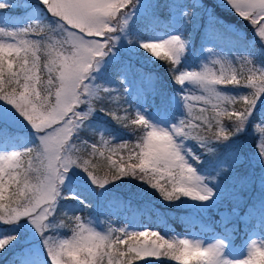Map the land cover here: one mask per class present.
Masks as SVG:
<instances>
[{"label":"snow or ice","instance_id":"1","mask_svg":"<svg viewBox=\"0 0 264 264\" xmlns=\"http://www.w3.org/2000/svg\"><path fill=\"white\" fill-rule=\"evenodd\" d=\"M26 3L0 0L7 264H264V0H221L252 40L202 18L200 0ZM19 10L23 26L6 18ZM134 57L159 63L172 90ZM76 170L96 190L135 182L162 205L195 212L210 235L168 228L166 218L148 226L137 217L151 200L135 193L101 206L105 216L125 215L122 226L78 215L70 201L92 205L68 183ZM241 231L250 235L237 254Z\"/></svg>","mask_w":264,"mask_h":264},{"label":"trees","instance_id":"2","mask_svg":"<svg viewBox=\"0 0 264 264\" xmlns=\"http://www.w3.org/2000/svg\"><path fill=\"white\" fill-rule=\"evenodd\" d=\"M21 13H22L21 10L10 11L8 14V17H6V18H10L12 20H18L19 18L22 17ZM220 15H222V17H224V14H220ZM224 21L231 23L230 17L225 18ZM242 24H244V23L242 22ZM219 25H222V24H219ZM222 26L230 29L233 33L236 34V30H233V28L228 27L227 24H226V26L225 25H222ZM201 33H202V29L200 32H194L193 33L194 48L196 47V45H199L201 43ZM237 36H239V35H237ZM134 61L137 62L138 66L141 64L140 62L137 61L136 58H134ZM144 66H145L146 70L151 71L154 75H157L159 77V86L162 89H164L166 91L172 90V88L174 86L171 84V80L167 76L165 69L162 66H160L159 63H150V65H144ZM163 82L165 83V85ZM97 121L107 125V127L110 128L114 133H119L123 138L129 139V137L127 136V133L123 129H120L117 125L112 123L109 118L104 117L102 115H98ZM87 135L90 138L92 137L91 132L87 133ZM94 162L98 163L101 166V168H103V166L107 164V161L104 160L103 158H98ZM101 174H103V173L101 172ZM119 184L123 185V187L128 186L129 189H138L141 191L138 194L141 193V196H143L144 194H146L148 196V198L147 197H140V198H142V199L147 198V199L151 200V204H146L144 206L143 213L137 217L138 220H141L142 222H144L148 226H155L156 224H158V222H160L161 220H163L165 218L167 220L168 227L171 225H177L178 226L177 228L180 227V229H181V226H183V224L185 225L187 223V220H186L187 218L185 217V214L182 212V208H171V207H166V206L162 205L161 202L159 201L158 197H155L154 195H150V190H147L146 188H141L135 182L125 181L123 183L119 182ZM75 191L77 192L78 195H80L85 200L86 203H89L92 201L91 195H89L88 192L83 190L82 187L78 188V186H76ZM130 194H134V192L133 193L119 192L116 189H109L108 188L102 199H106L108 201L114 195L127 197ZM135 194H137V193H135ZM255 195H256L255 193L249 192L245 196V198L247 199L249 197H254ZM69 204H75L77 207H79L81 209L76 214H78V215L83 214L84 209H83L82 205H79L73 201H70ZM117 221H119V220H117ZM243 233H244V231H241L238 235H241Z\"/></svg>","mask_w":264,"mask_h":264},{"label":"rangeland","instance_id":"3","mask_svg":"<svg viewBox=\"0 0 264 264\" xmlns=\"http://www.w3.org/2000/svg\"><path fill=\"white\" fill-rule=\"evenodd\" d=\"M37 3V0H27V3L25 5V7H27L28 5H35ZM201 3V8L199 9V15H203V17L205 19L212 17L214 19H216L219 24L225 25L227 24L228 27L233 28V30H236V34L239 35L240 37H246L248 40H252L254 39L253 34H252V30L250 28V26L248 25V23L246 21H243L240 17H238L234 12H232L230 9H228L227 7H225L222 3L221 0H200ZM21 14L22 17L24 16V12L23 10H21ZM39 13V8L36 7L35 8V12L31 13L34 17L35 14ZM220 14H224V17H222V15ZM234 16V17H233ZM22 17L19 18L18 20L15 21H19L20 22V26H23V23H25L26 21L22 20ZM230 17L231 23L230 22H225V18ZM242 22L244 24H242ZM195 57L197 58V60H195ZM199 57V53H197L195 56H189V60H194L197 63L199 62L198 60ZM137 59L138 62H140L141 64L144 65H150V63H146L143 59L139 58V57H134ZM164 83V82H163ZM165 85V83H164ZM146 107V105H145ZM154 111L153 108H148V112L152 113ZM126 139V138H125ZM251 143V138H247L245 140V144H250ZM70 187L72 189L75 190L76 186L82 187L83 190H86V192H88L89 195H91L92 201L89 202L92 207H83L84 212L83 214H81V216L85 217V218H89L91 217L93 220H95L98 224H100L103 227H106L107 224L105 223L107 220H112L109 216H105L103 214H101V206L106 204L107 202L102 200V198L104 197V194L107 190H96L94 189L83 177V174L79 172V170L75 171V174L70 178V180L68 181ZM109 189H116L119 192H127V193H139L141 192L138 189H129L128 186H124L120 185L119 182H117L115 185H110L108 186ZM107 188V189H108ZM98 192V193H97ZM144 194V193H143ZM248 193H244L243 195L246 196ZM140 197H147L148 196L146 194H144L143 196H141V193L138 194ZM123 218V221L126 218L125 215L121 214L120 215ZM192 231H194L192 228H190ZM195 232V231H194ZM250 235V233H249ZM248 235V236H249ZM208 236V235H207ZM252 239H256V240H260L262 237L259 234V232L257 231V233L255 235H252L251 237ZM248 240L247 239L244 241L243 243V249L244 252L246 253V248H245V242ZM236 243V242H235ZM237 244H235V248L237 250V254H240V250ZM4 257V256H0V259ZM7 257H5L6 259ZM9 259V258H8ZM2 261V260H1Z\"/></svg>","mask_w":264,"mask_h":264}]
</instances>
